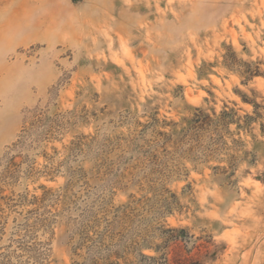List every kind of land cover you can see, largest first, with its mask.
Wrapping results in <instances>:
<instances>
[{
	"label": "rangeland",
	"instance_id": "1",
	"mask_svg": "<svg viewBox=\"0 0 264 264\" xmlns=\"http://www.w3.org/2000/svg\"><path fill=\"white\" fill-rule=\"evenodd\" d=\"M0 264H264V0H0Z\"/></svg>",
	"mask_w": 264,
	"mask_h": 264
},
{
	"label": "trees",
	"instance_id": "2",
	"mask_svg": "<svg viewBox=\"0 0 264 264\" xmlns=\"http://www.w3.org/2000/svg\"><path fill=\"white\" fill-rule=\"evenodd\" d=\"M226 62L229 66H233L234 64H236L235 61V57H233V55H229L226 58ZM244 70H241L242 74L248 77H252L255 75H258V71L257 69H250V65L244 64L243 65ZM235 116V113L233 110H230L229 112L223 111L220 116H218L215 119H211L209 117H205L202 119H199V117H197L196 119H193L191 121V125L189 126L188 129L184 130V135L187 132L193 133L194 136H198V134L202 131L208 130L210 128L213 129H218V127L222 126L225 127L228 124L233 122V117ZM245 119L247 120H251L250 117H245Z\"/></svg>",
	"mask_w": 264,
	"mask_h": 264
}]
</instances>
